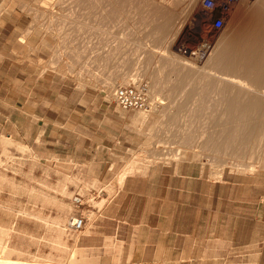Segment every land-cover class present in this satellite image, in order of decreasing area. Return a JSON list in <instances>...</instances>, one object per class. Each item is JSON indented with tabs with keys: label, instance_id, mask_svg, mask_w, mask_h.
Instances as JSON below:
<instances>
[{
	"label": "rangeland",
	"instance_id": "obj_1",
	"mask_svg": "<svg viewBox=\"0 0 264 264\" xmlns=\"http://www.w3.org/2000/svg\"><path fill=\"white\" fill-rule=\"evenodd\" d=\"M258 2L264 13V3ZM248 12H230L225 25L217 28L202 0H37L35 14L44 21L45 36L51 42L46 69L80 88L106 95L116 110L118 140L124 147L110 159L112 171L104 163L60 159L38 167L32 148L6 139L0 148V175L4 178L0 180L1 259L94 263L91 251L71 248L66 236L88 232L95 211L104 208L125 178L146 174L154 165L185 160L197 171L210 172L215 182L264 171L263 90L243 87L225 77V64L234 62L232 59L212 60L219 46L240 32ZM168 20V30L161 32L159 24ZM205 41L209 50L199 58L176 50L178 44L192 47ZM137 78L147 79L153 96L163 101L150 112L122 110L114 100L116 84ZM233 92L241 93L244 100L257 98L259 103L234 144L227 140L238 117L224 113V98ZM32 170L34 178L28 177ZM100 174L107 180H99ZM223 193L235 191L214 187L215 196ZM76 194L84 197L81 207L73 202ZM55 199L63 216L52 227L47 217ZM214 205L220 207L219 202ZM83 208L86 225L75 232L69 223ZM15 221L17 226H13ZM52 239L57 241L52 243Z\"/></svg>",
	"mask_w": 264,
	"mask_h": 264
},
{
	"label": "crops",
	"instance_id": "obj_2",
	"mask_svg": "<svg viewBox=\"0 0 264 264\" xmlns=\"http://www.w3.org/2000/svg\"><path fill=\"white\" fill-rule=\"evenodd\" d=\"M253 1L240 0L230 12L257 17L263 12ZM36 11L37 0H0V148L6 139L27 145L38 167L60 159L104 163L112 171L110 159L124 147L116 110L101 91L46 69L51 42ZM263 58L246 64L264 65L255 62ZM28 175L34 178L35 171ZM218 185L235 194L215 196ZM56 199L47 217L52 227L63 216ZM84 210L79 214L86 217ZM95 212L88 232L65 239L71 248L91 251L92 264H264V171L215 182L185 160L158 164L146 174L128 175Z\"/></svg>",
	"mask_w": 264,
	"mask_h": 264
},
{
	"label": "bare ground",
	"instance_id": "obj_3",
	"mask_svg": "<svg viewBox=\"0 0 264 264\" xmlns=\"http://www.w3.org/2000/svg\"><path fill=\"white\" fill-rule=\"evenodd\" d=\"M257 2L258 0L253 1V3L255 4H257ZM255 16L257 17L249 18L244 23L243 27L239 29L240 32L238 34H235L236 36H234L231 40H228L226 44L224 42V44L219 46V48L217 49L218 51L216 52V56L214 54V57L212 58V60L214 62H217V61L219 62V60H222L225 58L232 59L234 62H227L225 64L226 65L225 69H226L227 74H224V76L228 77L233 82H237L238 85H242L243 87L251 85L257 89L261 88L264 94V65L246 64V63L251 62L252 58H258L260 56L264 57V13H260V15H255ZM168 22L169 20L167 22H164L162 25L159 24L160 26L158 28L160 29L161 32H166L168 30V27H169ZM241 51H247L248 53L245 52V54H243ZM246 54H251V56H246ZM212 60L210 59L209 61H212ZM255 62H264V58L263 60L255 61ZM224 101H225L224 113H227L229 115L236 114L238 117V118H235L237 119L236 121L237 124L235 128L232 130V132L229 134V137L227 140L228 141L227 143L233 142L234 144V139H236V136L239 137L238 134H240V132L242 133V131L244 130V127L246 125V121H245L246 118L250 115L252 110L259 108V103H258L257 98L252 99V100L251 99L244 100V98L242 97V94L239 92L238 93L233 92V94L228 93V95L224 98ZM221 137H219L220 140H221ZM209 144H211V142H209ZM0 264H51V263H48V262L43 263L39 261L27 262V261H20V260H14V259L12 260L9 258L1 259L0 257Z\"/></svg>",
	"mask_w": 264,
	"mask_h": 264
},
{
	"label": "built area",
	"instance_id": "obj_4",
	"mask_svg": "<svg viewBox=\"0 0 264 264\" xmlns=\"http://www.w3.org/2000/svg\"><path fill=\"white\" fill-rule=\"evenodd\" d=\"M238 1L240 0H202V3L203 6L211 12L210 16L215 27L222 28L226 23L232 7ZM209 47V43L205 41L192 47L178 44L176 45V50L199 58L206 55ZM113 97L116 104L122 110L126 111L137 109L150 112L163 102L153 96L149 81L145 78H137L129 83L116 84ZM73 202L76 207H81L84 205V197L80 194H76L73 197ZM85 225L86 217L82 214L72 217L69 223L70 229L75 232L82 231Z\"/></svg>",
	"mask_w": 264,
	"mask_h": 264
}]
</instances>
